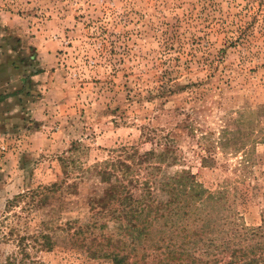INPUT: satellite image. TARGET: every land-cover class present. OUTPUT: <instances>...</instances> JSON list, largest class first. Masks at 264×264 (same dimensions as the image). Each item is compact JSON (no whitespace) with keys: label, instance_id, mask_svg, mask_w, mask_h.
Instances as JSON below:
<instances>
[{"label":"rangeland","instance_id":"1","mask_svg":"<svg viewBox=\"0 0 264 264\" xmlns=\"http://www.w3.org/2000/svg\"><path fill=\"white\" fill-rule=\"evenodd\" d=\"M163 82L174 91L149 99ZM144 128L170 133L168 173L191 172L223 192L220 212L260 224L264 0H0V220L7 199L57 182L39 217L58 246L41 261L111 264L70 234L103 185L96 165L122 146L159 147Z\"/></svg>","mask_w":264,"mask_h":264},{"label":"trees","instance_id":"2","mask_svg":"<svg viewBox=\"0 0 264 264\" xmlns=\"http://www.w3.org/2000/svg\"><path fill=\"white\" fill-rule=\"evenodd\" d=\"M173 91L163 82L147 93L162 100ZM141 133L159 147L139 152L122 146L118 155L95 166L103 185L88 196L91 216L70 234L71 241L111 264H264V211L259 225H239L217 208L222 191L210 192L187 170L167 172L179 160L170 133L145 128ZM58 188L57 182L37 185L7 199L0 220V264H50L38 254L58 246L56 228L39 213ZM100 218L116 223L118 232L102 231L108 225Z\"/></svg>","mask_w":264,"mask_h":264}]
</instances>
